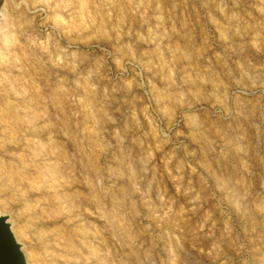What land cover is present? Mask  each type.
<instances>
[{"label":"rangeland","instance_id":"374dc122","mask_svg":"<svg viewBox=\"0 0 264 264\" xmlns=\"http://www.w3.org/2000/svg\"><path fill=\"white\" fill-rule=\"evenodd\" d=\"M0 215L27 264H264V0H0Z\"/></svg>","mask_w":264,"mask_h":264},{"label":"water","instance_id":"95a60500","mask_svg":"<svg viewBox=\"0 0 264 264\" xmlns=\"http://www.w3.org/2000/svg\"><path fill=\"white\" fill-rule=\"evenodd\" d=\"M0 264H26L22 247L16 241L4 215H0Z\"/></svg>","mask_w":264,"mask_h":264},{"label":"bare ground","instance_id":"6f19581e","mask_svg":"<svg viewBox=\"0 0 264 264\" xmlns=\"http://www.w3.org/2000/svg\"><path fill=\"white\" fill-rule=\"evenodd\" d=\"M26 260V259H25ZM26 264H27V261H26Z\"/></svg>","mask_w":264,"mask_h":264}]
</instances>
